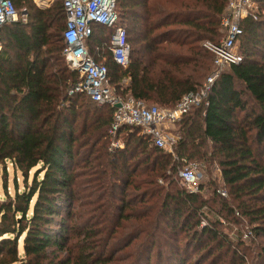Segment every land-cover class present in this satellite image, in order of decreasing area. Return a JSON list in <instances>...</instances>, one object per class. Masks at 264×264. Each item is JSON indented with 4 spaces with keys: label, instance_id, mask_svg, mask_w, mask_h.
Wrapping results in <instances>:
<instances>
[{
    "label": "trees",
    "instance_id": "obj_1",
    "mask_svg": "<svg viewBox=\"0 0 264 264\" xmlns=\"http://www.w3.org/2000/svg\"><path fill=\"white\" fill-rule=\"evenodd\" d=\"M12 2L28 20L0 30V164L14 173L12 193L2 182L0 264H264V0L241 22L242 60L175 123L173 154L127 125L115 134L123 147L110 148L112 107L69 94L78 73L62 54V0ZM226 4L116 0L128 65L112 60L109 28L95 26L87 44L116 93L173 107L212 72L203 42L221 38ZM199 161L216 174L202 169L190 192L177 169ZM244 220L252 254L239 231L235 242L224 232Z\"/></svg>",
    "mask_w": 264,
    "mask_h": 264
},
{
    "label": "built area",
    "instance_id": "obj_2",
    "mask_svg": "<svg viewBox=\"0 0 264 264\" xmlns=\"http://www.w3.org/2000/svg\"><path fill=\"white\" fill-rule=\"evenodd\" d=\"M259 1L227 0L219 20L221 38L216 42H203V46L213 56L212 72L199 88L184 93L173 107H165L116 93L109 83L106 64L97 61L90 53L87 40L93 28L101 25L111 30L107 49L112 60L123 68L129 63V45L125 28L118 24L116 0H62L65 19L62 54L68 68L78 73V80L70 87L69 94L82 93L97 105L112 107L109 129L113 137L112 148L123 147L115 134L120 126L127 125L141 128L151 145L173 154L174 144L178 140L173 130L175 123L193 105L205 99L212 83L223 70L242 60L238 51V39L243 32L241 22L247 17H257ZM16 20L17 10L12 0H0V30L4 24ZM1 51L0 32V54ZM177 177L188 191L194 192L204 176L199 164L188 163L177 169ZM220 193L225 195L222 190Z\"/></svg>",
    "mask_w": 264,
    "mask_h": 264
},
{
    "label": "rangeland",
    "instance_id": "obj_3",
    "mask_svg": "<svg viewBox=\"0 0 264 264\" xmlns=\"http://www.w3.org/2000/svg\"><path fill=\"white\" fill-rule=\"evenodd\" d=\"M55 3L61 5V0H49V1L44 2V3H41V2H39L37 0H34V6L37 7V8H48L49 6H51V5L55 4ZM16 10H17V20H16V22L26 23L27 20H28L26 10L24 8H18V7H16ZM226 70H227V68L224 71H226ZM224 71H222V72H224ZM147 103L148 104H154L152 102H147ZM175 128H176V126H175ZM139 129L142 131L141 128H139ZM174 132L176 134H178V132H176V129L174 130ZM109 146H110V148H112L111 147V143H110ZM207 150L208 151L210 150L209 144H207ZM201 163H203V162L199 161V166L201 167V169H203L206 172V177L207 176H210V178L215 177L216 170H215L214 164L210 163V165L208 166V164H206V163L205 164L204 163L201 164ZM4 166L5 167H2V164H0V198L2 197L3 192H4V188L2 186V182L5 180V178H6V181H7V191L10 192V193L13 192V176H14V173H13L12 167L9 164L8 161L5 162ZM4 173H6V174L4 175ZM15 174H16V181H17L18 187H19V189H21L22 188V182H21L20 172L17 171ZM216 183L221 185V182H217L216 181ZM209 190L210 189H208V191ZM206 194H208V193L206 192ZM220 221H223V219L220 218ZM248 230H249V225L244 220L243 224L230 226V227L226 228L224 232L226 234H228V236L232 239V241L235 242V236H237L238 231H239V233L241 235V239L245 243L244 247L249 248L248 251H250L251 254H252L253 253L252 250H254L253 244L250 242L248 237L244 236V232H246ZM246 254L248 256V253H246ZM197 255H198V253L193 255V256L196 257ZM251 261L252 260L249 259V257H248V260H246L245 264H254ZM256 264H259V263H256Z\"/></svg>",
    "mask_w": 264,
    "mask_h": 264
},
{
    "label": "bare ground",
    "instance_id": "obj_4",
    "mask_svg": "<svg viewBox=\"0 0 264 264\" xmlns=\"http://www.w3.org/2000/svg\"><path fill=\"white\" fill-rule=\"evenodd\" d=\"M37 1H39V2H41V3H44V2H47V1H49V0H43V1L37 0Z\"/></svg>",
    "mask_w": 264,
    "mask_h": 264
}]
</instances>
